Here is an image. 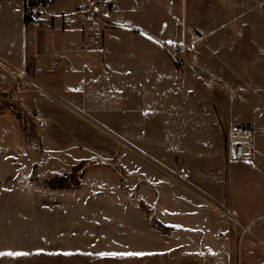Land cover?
<instances>
[{
    "label": "rangeland",
    "instance_id": "374dc122",
    "mask_svg": "<svg viewBox=\"0 0 264 264\" xmlns=\"http://www.w3.org/2000/svg\"><path fill=\"white\" fill-rule=\"evenodd\" d=\"M31 1L0 0V25L21 24L26 40L49 29L25 21ZM145 4L167 14L171 64L135 71L133 81L108 69L88 73L96 87L83 92L71 91L79 78H63L54 96L32 70L0 55V264H207L200 239L174 235L195 216L208 227L211 216L195 206L206 196L229 223L219 236L231 242L229 264H264V0ZM73 15L70 26L79 22ZM100 24L94 54L104 64L116 26ZM17 49L11 44V58ZM53 60L63 68L60 56ZM242 121L252 122V159L233 162L229 125Z\"/></svg>",
    "mask_w": 264,
    "mask_h": 264
},
{
    "label": "crops",
    "instance_id": "0c3cea01",
    "mask_svg": "<svg viewBox=\"0 0 264 264\" xmlns=\"http://www.w3.org/2000/svg\"><path fill=\"white\" fill-rule=\"evenodd\" d=\"M104 1L111 3L113 9H105L103 5V8L94 10L90 0H57L52 8L54 15L49 20V29H40L41 31L49 30L50 32L32 31L28 40L25 36L26 30L21 27V24L12 28L0 25L1 41L8 34V40L4 41L7 47L4 45L0 47V55L15 61L17 64H22L25 66L24 68L28 67L30 71L32 70L30 78L45 81V87H41L44 88L46 94L48 91L54 96L57 94L54 87L62 85L63 78L66 77L71 81L79 78L78 83L73 84L71 91L83 92L92 85L87 82L88 73H91L92 76L95 74L96 77H102L109 69L115 73L117 78L121 77L133 81L131 77L129 78V75H132L135 71L149 73L153 68L152 71L158 72L161 70L162 63L165 66L169 65L171 62L169 57L171 45L167 39V31H165L164 17L167 15L165 10L158 13L151 11L152 8L150 9L145 4L147 0ZM104 1L96 0L95 4L97 6L105 3ZM114 1L115 4H113ZM74 12L79 13L76 16L79 22L73 27L66 23L65 18L70 15L74 16ZM152 13L154 15L157 13L158 19L155 22H151L149 19ZM160 15L163 22L160 20ZM73 19H75V16ZM102 19L106 20L108 24L116 26L114 29L111 28L108 36H106L107 40H104L103 43L104 64H102V61L98 63L101 57L100 54L97 53L99 56L97 58L94 54L95 50L102 47V39L96 40L98 33L95 32V29L100 27ZM141 32L143 33L141 34ZM145 32L148 35L146 40L143 38ZM125 38L130 41L123 40ZM14 43L18 49L16 55L11 58L10 47ZM90 54H94L95 57H91ZM19 56L22 58L18 59ZM54 56H60L61 60L58 65L61 64L63 68L55 66L57 63H54ZM108 58L111 60L110 63ZM17 59L19 62H17ZM29 61L32 65H28ZM68 64H71V67ZM79 65L81 67L77 68ZM133 66H138V68ZM81 70L84 71L81 72ZM92 86L96 87V84ZM204 199L196 202L195 206L198 211L201 210L200 214L206 210L205 215L211 216L212 222L208 224V227L204 226V222L198 219L199 216H195L194 220L196 221L190 223L188 230L184 226V229H176L174 235L183 232L190 234L191 236L187 240L185 239L190 244L200 239L201 254L207 264H229L231 242L227 238H219L225 232L229 234V223L223 218L213 215L208 206L210 203L216 206L222 204L208 196ZM188 251L192 252V249Z\"/></svg>",
    "mask_w": 264,
    "mask_h": 264
},
{
    "label": "built area",
    "instance_id": "2783aa9c",
    "mask_svg": "<svg viewBox=\"0 0 264 264\" xmlns=\"http://www.w3.org/2000/svg\"><path fill=\"white\" fill-rule=\"evenodd\" d=\"M55 0H33L24 10L25 21L35 28H47L50 26V18L53 16L52 4ZM191 42L196 41L201 32L196 30ZM262 106L256 105L254 112L260 114ZM36 118L40 119L39 115ZM252 122L242 121L231 123L228 131L227 155L231 161H245L252 159L251 150Z\"/></svg>",
    "mask_w": 264,
    "mask_h": 264
},
{
    "label": "snow or ice",
    "instance_id": "6c2138e0",
    "mask_svg": "<svg viewBox=\"0 0 264 264\" xmlns=\"http://www.w3.org/2000/svg\"><path fill=\"white\" fill-rule=\"evenodd\" d=\"M0 255H3V253H0ZM8 255H26V253H8ZM125 255L143 256V255H149V254L147 253H126Z\"/></svg>",
    "mask_w": 264,
    "mask_h": 264
},
{
    "label": "bare ground",
    "instance_id": "6f19581e",
    "mask_svg": "<svg viewBox=\"0 0 264 264\" xmlns=\"http://www.w3.org/2000/svg\"><path fill=\"white\" fill-rule=\"evenodd\" d=\"M38 91L42 92V88H38ZM234 220L238 221L234 215L229 214Z\"/></svg>",
    "mask_w": 264,
    "mask_h": 264
},
{
    "label": "trees",
    "instance_id": "16d2710c",
    "mask_svg": "<svg viewBox=\"0 0 264 264\" xmlns=\"http://www.w3.org/2000/svg\"><path fill=\"white\" fill-rule=\"evenodd\" d=\"M153 226H155V225L153 224Z\"/></svg>",
    "mask_w": 264,
    "mask_h": 264
}]
</instances>
